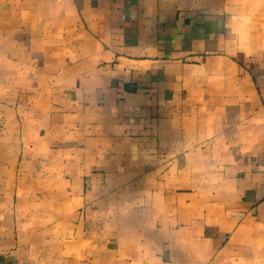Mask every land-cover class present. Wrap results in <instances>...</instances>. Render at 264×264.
I'll list each match as a JSON object with an SVG mask.
<instances>
[{"label": "crops", "instance_id": "1", "mask_svg": "<svg viewBox=\"0 0 264 264\" xmlns=\"http://www.w3.org/2000/svg\"><path fill=\"white\" fill-rule=\"evenodd\" d=\"M239 8L0 0V264H264Z\"/></svg>", "mask_w": 264, "mask_h": 264}, {"label": "rangeland", "instance_id": "2", "mask_svg": "<svg viewBox=\"0 0 264 264\" xmlns=\"http://www.w3.org/2000/svg\"><path fill=\"white\" fill-rule=\"evenodd\" d=\"M240 7L234 14V20L240 24L241 37L247 40L248 50L253 54L258 53L259 47L264 49V12L260 6L264 7V0H236ZM257 46V47H255ZM135 90L137 86L134 85ZM135 119L142 117V111L135 109L132 116Z\"/></svg>", "mask_w": 264, "mask_h": 264}]
</instances>
